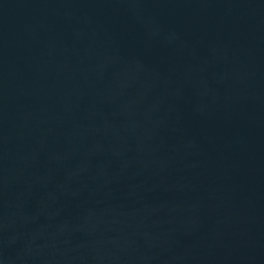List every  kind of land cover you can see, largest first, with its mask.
Masks as SVG:
<instances>
[{
  "label": "water",
  "instance_id": "obj_1",
  "mask_svg": "<svg viewBox=\"0 0 264 264\" xmlns=\"http://www.w3.org/2000/svg\"><path fill=\"white\" fill-rule=\"evenodd\" d=\"M0 264H264V0H0Z\"/></svg>",
  "mask_w": 264,
  "mask_h": 264
}]
</instances>
